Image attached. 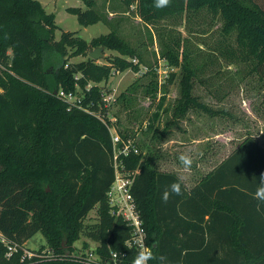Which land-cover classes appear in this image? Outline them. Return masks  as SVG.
Wrapping results in <instances>:
<instances>
[{
  "label": "trees",
  "instance_id": "1",
  "mask_svg": "<svg viewBox=\"0 0 264 264\" xmlns=\"http://www.w3.org/2000/svg\"><path fill=\"white\" fill-rule=\"evenodd\" d=\"M82 1L87 9L67 10L81 26L108 25L96 0ZM122 1L128 10L136 5L147 25L203 8L220 13L226 31H237L239 46L257 61L264 80V9L253 0H170L163 8L155 0ZM59 30L55 14L41 2L0 0V264H79L66 257L81 234L99 244L104 261L117 253L132 264L137 253L125 244L130 228L111 214L107 200L115 178L112 137L90 112L105 115L107 93L98 84L113 72L138 73L141 56L115 32L88 42L77 32H63L57 40ZM99 47L122 56L102 65L91 58L75 65L67 61L69 50L89 57ZM163 57L171 66L181 65L172 48ZM192 77L189 73L182 81L178 118L190 108H206L192 96ZM79 88V103L58 95L60 90L75 95ZM157 90L153 86L152 95ZM146 157L132 152L126 163L137 171L132 194L154 254L166 256V264H264V205L257 211L254 199L264 149L254 139L247 138L190 192L182 183L184 194L167 203L161 194L179 178L159 172ZM96 207L98 222L84 226ZM37 233L56 259L25 256L24 245Z\"/></svg>",
  "mask_w": 264,
  "mask_h": 264
},
{
  "label": "rangeland",
  "instance_id": "2",
  "mask_svg": "<svg viewBox=\"0 0 264 264\" xmlns=\"http://www.w3.org/2000/svg\"><path fill=\"white\" fill-rule=\"evenodd\" d=\"M37 1L48 14H55L56 24L61 29L56 32L57 40L63 32H77L88 42L115 32L140 54L142 63L138 73L132 70L113 72L108 81L98 86L109 98L113 96L107 102V119H117L115 129L120 135L131 138L143 156L146 154L145 142L149 141L146 138H150L156 124L178 119L175 108L180 104L182 81L189 73L193 76L192 96L206 107L188 110L198 123L199 137L203 125L208 138H214L215 132L230 131L240 139L253 135L264 139V80L256 71L257 61L239 46L237 31H226L220 13L203 8L147 25L138 16L136 5L128 10L122 0H96V9L108 25L100 22L83 27L76 15L67 12L69 8L87 9L82 0ZM253 1L264 9V0ZM169 48L179 55L181 65L174 67L165 60L163 53ZM104 55L98 64H106L108 59L122 56L118 51L107 49ZM88 59L90 57L72 56L70 50L67 56L70 65ZM138 62L136 60L135 64ZM153 86L158 89L156 95H152ZM77 90L75 96L82 97V90ZM98 220L96 207L82 222L84 226H91ZM97 246L81 234L73 243L72 252H67L73 257L67 261L76 263L74 257L94 251ZM24 250L29 259L49 260L53 254L42 233L28 240Z\"/></svg>",
  "mask_w": 264,
  "mask_h": 264
},
{
  "label": "crops",
  "instance_id": "3",
  "mask_svg": "<svg viewBox=\"0 0 264 264\" xmlns=\"http://www.w3.org/2000/svg\"><path fill=\"white\" fill-rule=\"evenodd\" d=\"M188 112L184 118L170 122L171 125L169 122H158L150 138H146L149 143L145 142V156L147 155L155 168L161 173L177 176L188 192L212 174L247 138L254 139L264 149V139L260 135L240 139L233 132L226 131L215 132L214 138H208L201 125L202 134L199 137L198 123ZM183 123L185 126H182ZM182 153L193 157L194 164L191 169L186 170L180 163L179 156ZM216 207L220 206L217 204Z\"/></svg>",
  "mask_w": 264,
  "mask_h": 264
},
{
  "label": "built area",
  "instance_id": "4",
  "mask_svg": "<svg viewBox=\"0 0 264 264\" xmlns=\"http://www.w3.org/2000/svg\"><path fill=\"white\" fill-rule=\"evenodd\" d=\"M162 83L161 81H159ZM90 89V86H88ZM59 97L66 100L70 104L79 103L81 98L75 96L72 93H66L63 90H60ZM109 95L104 96V109L108 110V104L110 99ZM76 98L74 101L73 99ZM94 116L98 117L104 124L109 128L112 143H113V167L115 170V178L111 187L107 192V200L111 209V214L117 218H122L126 225L130 228V237L126 241V246L129 249L134 250L138 253L141 250V245H148L147 241V231L144 226V221L140 215V212L137 209L135 199L132 194V188L135 182L137 171H130L127 169L126 159L133 152L135 154H140V150L134 144L131 138H123L120 133L115 129V123L117 119H107L108 113L102 115V111L99 113L90 112ZM109 121V122H108ZM111 124V126L109 125ZM97 243V242H95ZM98 244V243H97ZM99 244L94 251H86V254L74 257L76 263L79 264H125L124 259L119 258L117 253H113L110 260L104 261L98 252ZM152 250V249H151ZM53 254L50 256V259H56L53 250ZM70 255L67 254L66 259H71ZM124 258V256H123ZM49 259V260H50ZM59 259L64 260L62 257Z\"/></svg>",
  "mask_w": 264,
  "mask_h": 264
},
{
  "label": "clouds",
  "instance_id": "5",
  "mask_svg": "<svg viewBox=\"0 0 264 264\" xmlns=\"http://www.w3.org/2000/svg\"><path fill=\"white\" fill-rule=\"evenodd\" d=\"M170 5V0H155V6L157 8H163ZM179 161L182 166L187 170L191 169L194 164V159L189 154H181L179 156ZM254 179L257 177L253 176ZM258 185L256 187V191L254 193V199H256L259 203L257 205V211L261 210V206L264 205V173H261L258 177ZM183 181L181 179H177L173 181L170 185L166 186L161 194V199L164 203H167L172 196H182ZM158 260L159 264H166L167 257L164 255L157 256L153 253V251L147 247V245H141V250L137 253L135 258L132 261V264H149V261Z\"/></svg>",
  "mask_w": 264,
  "mask_h": 264
},
{
  "label": "water",
  "instance_id": "6",
  "mask_svg": "<svg viewBox=\"0 0 264 264\" xmlns=\"http://www.w3.org/2000/svg\"><path fill=\"white\" fill-rule=\"evenodd\" d=\"M104 51H105V49L103 47L96 48L89 54V57L93 61L97 62L101 59H104V57H105Z\"/></svg>",
  "mask_w": 264,
  "mask_h": 264
}]
</instances>
